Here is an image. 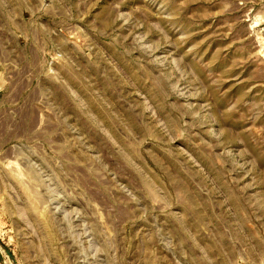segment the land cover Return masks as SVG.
Instances as JSON below:
<instances>
[{"label":"rangeland","instance_id":"374dc122","mask_svg":"<svg viewBox=\"0 0 264 264\" xmlns=\"http://www.w3.org/2000/svg\"><path fill=\"white\" fill-rule=\"evenodd\" d=\"M0 264H264V0H0Z\"/></svg>","mask_w":264,"mask_h":264}]
</instances>
